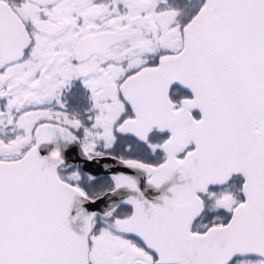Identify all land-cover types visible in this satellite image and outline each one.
Returning <instances> with one entry per match:
<instances>
[{
  "label": "snow or ice",
  "instance_id": "snow-or-ice-1",
  "mask_svg": "<svg viewBox=\"0 0 264 264\" xmlns=\"http://www.w3.org/2000/svg\"><path fill=\"white\" fill-rule=\"evenodd\" d=\"M0 264H264V0H0Z\"/></svg>",
  "mask_w": 264,
  "mask_h": 264
}]
</instances>
